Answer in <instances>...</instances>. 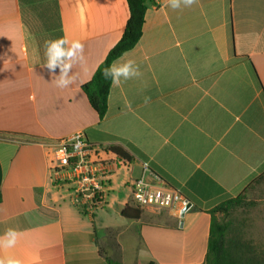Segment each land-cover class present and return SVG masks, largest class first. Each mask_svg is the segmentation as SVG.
Masks as SVG:
<instances>
[{"label": "crops", "instance_id": "0c3cea01", "mask_svg": "<svg viewBox=\"0 0 264 264\" xmlns=\"http://www.w3.org/2000/svg\"><path fill=\"white\" fill-rule=\"evenodd\" d=\"M58 5L63 36L85 45L86 62L66 89L43 64L30 63L46 17L28 6L23 13L20 0H0V235L21 233L0 256L23 264H202L207 212L264 174V0H198L181 10L152 0L140 42L121 57L134 59L142 76L112 85L102 121L82 86L121 39L127 0ZM78 132L132 155L118 168L106 152L93 154L114 174L107 205L86 215L50 171L51 145ZM144 164L165 174L191 207L125 218L127 207L136 208L132 181L163 182L150 168L143 174Z\"/></svg>", "mask_w": 264, "mask_h": 264}, {"label": "trees", "instance_id": "16d2710c", "mask_svg": "<svg viewBox=\"0 0 264 264\" xmlns=\"http://www.w3.org/2000/svg\"><path fill=\"white\" fill-rule=\"evenodd\" d=\"M151 2L152 0H127L130 18L125 26L121 39L109 51L105 60L94 73L92 79L82 86L91 108L97 113L100 121L104 120L107 115L108 100L112 87L111 80L105 79L102 72L106 67L138 45L143 36L148 5ZM20 3L23 13L26 10L25 7L28 6L27 8L30 10H33L37 14H43L44 17H46L47 27L41 28L43 29L42 32H45L46 34L38 35L39 48L33 51L29 48L30 63L32 65L44 64L45 42L63 37L58 0H20ZM24 20L25 31L29 33L26 18H24ZM18 136L26 137L28 139L35 138L34 136L21 134ZM111 150L121 158L127 160L132 159L131 153L125 148L114 147L113 149L111 148ZM148 167L163 182L175 189H179L170 183L165 174L154 171L151 165H148ZM262 180H264V174L255 179L242 194L234 198L226 199L207 212L211 215V224L207 254L205 261L202 264H264V250H262L260 246L255 245L252 240L245 238L244 233L240 229L235 228L234 223L231 220H220L218 218V214L228 216L234 209L246 205L247 190L253 183ZM140 213L141 210L137 207L135 209L127 207L123 211V216L127 219L135 220L139 219ZM106 261L108 264H119L109 258H107Z\"/></svg>", "mask_w": 264, "mask_h": 264}, {"label": "built area", "instance_id": "2783aa9c", "mask_svg": "<svg viewBox=\"0 0 264 264\" xmlns=\"http://www.w3.org/2000/svg\"><path fill=\"white\" fill-rule=\"evenodd\" d=\"M51 147V176L56 184L70 189L74 206L85 215L104 208L111 191L114 172L109 167V162L93 160L92 156L106 152L112 156V163L118 168L129 166L127 160L107 147L90 144L83 132L58 140ZM148 168V164L143 165V174ZM131 188L134 204L140 210H165L178 205L186 208L190 203L179 189L165 182L149 183L144 175L132 181Z\"/></svg>", "mask_w": 264, "mask_h": 264}, {"label": "clouds", "instance_id": "9594fccd", "mask_svg": "<svg viewBox=\"0 0 264 264\" xmlns=\"http://www.w3.org/2000/svg\"><path fill=\"white\" fill-rule=\"evenodd\" d=\"M198 0H165V6L172 10L191 8ZM45 62L42 65L53 74V83L57 88L66 89L75 84L78 76L73 69L86 62L85 45L79 39H70L67 36L48 40L44 45ZM57 70L59 74L57 75ZM105 79H110L113 86H119L122 81L140 78L142 73L134 59L120 58L114 61L103 72ZM145 104L150 102V97L144 98ZM21 233L9 228L0 235V250L14 248L18 243ZM0 264H23V261L14 256H0Z\"/></svg>", "mask_w": 264, "mask_h": 264}, {"label": "rangeland", "instance_id": "374dc122", "mask_svg": "<svg viewBox=\"0 0 264 264\" xmlns=\"http://www.w3.org/2000/svg\"><path fill=\"white\" fill-rule=\"evenodd\" d=\"M247 204L229 215L218 214L220 220H231L245 238L264 250V180L253 183L246 192Z\"/></svg>", "mask_w": 264, "mask_h": 264}, {"label": "water", "instance_id": "95a60500", "mask_svg": "<svg viewBox=\"0 0 264 264\" xmlns=\"http://www.w3.org/2000/svg\"><path fill=\"white\" fill-rule=\"evenodd\" d=\"M191 207V204L189 203V205L185 208L184 212L189 209Z\"/></svg>", "mask_w": 264, "mask_h": 264}]
</instances>
